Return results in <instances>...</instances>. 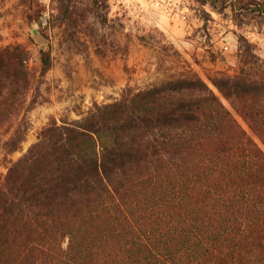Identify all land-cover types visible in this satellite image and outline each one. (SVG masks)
Listing matches in <instances>:
<instances>
[{
    "label": "trees",
    "instance_id": "16d2710c",
    "mask_svg": "<svg viewBox=\"0 0 264 264\" xmlns=\"http://www.w3.org/2000/svg\"><path fill=\"white\" fill-rule=\"evenodd\" d=\"M58 1L69 23L72 0ZM198 1L240 20L233 0ZM241 9L264 19V0ZM239 40L236 74L127 83L79 118L52 117L0 177V264H264V149L222 100L264 144V58ZM30 59L22 42L0 46L7 153L28 130ZM39 59L44 76L51 48Z\"/></svg>",
    "mask_w": 264,
    "mask_h": 264
},
{
    "label": "rangeland",
    "instance_id": "374dc122",
    "mask_svg": "<svg viewBox=\"0 0 264 264\" xmlns=\"http://www.w3.org/2000/svg\"><path fill=\"white\" fill-rule=\"evenodd\" d=\"M233 1L240 20L232 18L231 6L219 12L198 0H101L94 9L90 0H72L73 18L67 23L56 17L58 0H0V46L26 44L34 74L20 150L7 153L3 142L10 130L0 129V177L52 117L79 118L94 102L114 100L127 83L145 86L191 69L205 79L236 74L242 67L241 35L264 58V19L241 9L249 0ZM47 47L54 66L42 76L39 49ZM222 100L264 149L230 102Z\"/></svg>",
    "mask_w": 264,
    "mask_h": 264
}]
</instances>
